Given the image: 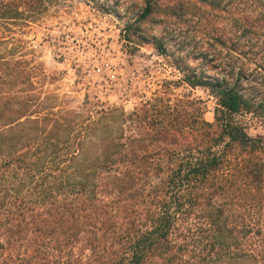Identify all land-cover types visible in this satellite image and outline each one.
I'll use <instances>...</instances> for the list:
<instances>
[{"label":"trees","instance_id":"obj_1","mask_svg":"<svg viewBox=\"0 0 264 264\" xmlns=\"http://www.w3.org/2000/svg\"><path fill=\"white\" fill-rule=\"evenodd\" d=\"M153 12L147 0L139 20ZM185 81L216 97L214 121L167 92L99 117L0 97V264H264V136L238 117L259 106L225 82Z\"/></svg>","mask_w":264,"mask_h":264},{"label":"rangeland","instance_id":"obj_2","mask_svg":"<svg viewBox=\"0 0 264 264\" xmlns=\"http://www.w3.org/2000/svg\"><path fill=\"white\" fill-rule=\"evenodd\" d=\"M146 2L37 0L30 7L11 0V20L0 19V57L11 62V78L0 77V97L53 98L56 110L99 117L130 113L167 92L201 100L214 121L216 97L185 81L193 72L259 106L238 117L252 136H264V0H152L154 12L141 21Z\"/></svg>","mask_w":264,"mask_h":264}]
</instances>
